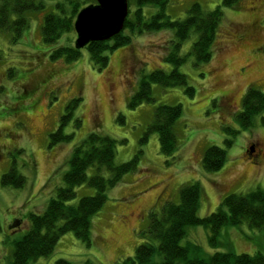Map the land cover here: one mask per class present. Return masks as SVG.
Segmentation results:
<instances>
[{
	"label": "rangeland",
	"instance_id": "374dc122",
	"mask_svg": "<svg viewBox=\"0 0 264 264\" xmlns=\"http://www.w3.org/2000/svg\"><path fill=\"white\" fill-rule=\"evenodd\" d=\"M41 1L44 8L29 11L28 26L18 41L0 31V179L12 164L26 179L20 188L3 186L0 181V264H11L12 240L28 230L31 213L45 211L63 185L72 149L90 132L117 140V165L138 155L136 169L107 189L105 203L91 219V245L67 232L49 256L31 264H55L61 258L74 264H119L143 242L141 231L146 230L149 213L160 215L167 202H178L179 188L186 182L200 185L199 217L215 212L226 194L264 190V110L247 127L236 117L249 87L264 92V0H238L228 7L222 6L223 0H169L166 12L172 19H184L192 3H200L206 12L220 7L213 56L206 63H194L189 54L196 39L193 32L181 46L185 61L179 71L194 94L190 96L180 86L153 84L154 101L135 108L128 101L142 76L174 67L164 59L173 30L133 35L127 46L107 52L109 61L101 70L93 68L84 47L75 61H51L50 52L56 46H75L76 33H65L53 45L43 43V17L55 10L57 0ZM143 11L150 16L156 9L148 5ZM73 98L80 100L63 126L72 138L49 145V135L59 127L60 116ZM159 105L182 106L174 124L178 145L173 158L160 152L155 132L142 139ZM225 126L233 130L225 131ZM225 139H231V144ZM210 146L225 149L226 160L219 170L207 172L202 168V154ZM94 193L87 184L79 185L72 203ZM15 221L19 224L13 226ZM209 234L202 225L187 226L180 244L198 246L201 258L216 250L264 253V230L250 229L246 223L222 227L218 248L210 245ZM152 259L154 264H163L158 252Z\"/></svg>",
	"mask_w": 264,
	"mask_h": 264
},
{
	"label": "trees",
	"instance_id": "16d2710c",
	"mask_svg": "<svg viewBox=\"0 0 264 264\" xmlns=\"http://www.w3.org/2000/svg\"><path fill=\"white\" fill-rule=\"evenodd\" d=\"M238 0H223L222 6H233ZM96 3V0H57L55 10L44 14L42 23V40L48 45L56 44L65 33L74 31V20L80 9ZM169 0H129V11L123 29L113 37L102 41H91L84 48L89 53L93 68L101 70L108 64L107 52L131 43L133 35H148L163 30H173L174 39L171 48L164 54L166 62L174 67L171 71L157 69L143 75L138 90L132 94L128 106L135 108L144 101H154L152 85L162 87L180 86L192 96L194 88L189 85L187 77L179 71L185 61L180 53L183 42L196 33L191 45L190 55L195 64L208 62L213 56V41L221 17L220 7L204 11L200 3H192L184 19H172L166 12ZM155 6L156 11L145 16V6ZM44 8L41 0H0V31L8 32L11 40L21 38L28 26L27 14L31 10ZM81 56V49L73 45H58L50 52V60L71 62ZM12 69L8 70L11 75ZM80 99L73 98L66 105V111L59 119V127L49 135V145L67 142L72 135L63 132V126L71 117V111ZM242 108L236 117L243 127L251 124L254 115L264 110V92L249 87L241 102ZM181 105H159L153 114L147 133L158 135L160 152L172 157L177 150V136L174 124L181 115ZM122 122L123 117L119 115ZM264 124V117H262ZM79 122L78 125H80ZM226 130H233L224 127ZM232 137V136H231ZM117 140L106 135L90 132L79 144L74 146L68 158V169L63 175V185L58 187L54 197L50 198L42 213L29 215L28 230L17 239H13L11 264H31L39 257L49 256L55 249L59 238L72 232L78 239L91 245V219L105 203L106 191L116 186L123 176L134 171L138 155L128 162L117 165L114 161ZM231 144V139H225ZM226 160V150L218 146L206 148L202 154V168L207 172L219 170ZM92 168L94 172L92 174ZM3 186L23 187L25 177L17 170L15 164L1 175ZM94 188L92 196H83L76 203V187L82 184ZM201 195L197 181L183 183L179 188V201L167 202L162 212L157 215L149 213L146 230L141 231L143 242L135 248L133 256L127 257L119 264H154L153 255H162L163 264H264V253L236 254L232 251L214 252L211 255L198 256L200 248L193 244L181 246L180 240L185 235L187 226L202 225L209 229V243L213 248L221 245L218 237L222 227H235L246 223L250 229L264 230V190L256 189L245 194H226L218 209L199 217L197 209ZM19 224L15 221L13 226ZM55 264H74L68 259H58Z\"/></svg>",
	"mask_w": 264,
	"mask_h": 264
},
{
	"label": "water",
	"instance_id": "95a60500",
	"mask_svg": "<svg viewBox=\"0 0 264 264\" xmlns=\"http://www.w3.org/2000/svg\"><path fill=\"white\" fill-rule=\"evenodd\" d=\"M129 0H96L80 9L74 20L75 47L83 48L91 41L107 40L118 34L128 15Z\"/></svg>",
	"mask_w": 264,
	"mask_h": 264
},
{
	"label": "bare ground",
	"instance_id": "6f19581e",
	"mask_svg": "<svg viewBox=\"0 0 264 264\" xmlns=\"http://www.w3.org/2000/svg\"><path fill=\"white\" fill-rule=\"evenodd\" d=\"M243 44H246V45H255L253 42L251 41H244L242 42Z\"/></svg>",
	"mask_w": 264,
	"mask_h": 264
},
{
	"label": "flooded vegetation",
	"instance_id": "af4514ba",
	"mask_svg": "<svg viewBox=\"0 0 264 264\" xmlns=\"http://www.w3.org/2000/svg\"><path fill=\"white\" fill-rule=\"evenodd\" d=\"M250 146H252V151L254 152L255 151V144L254 143H252Z\"/></svg>",
	"mask_w": 264,
	"mask_h": 264
}]
</instances>
